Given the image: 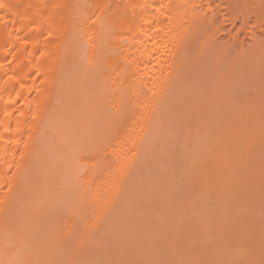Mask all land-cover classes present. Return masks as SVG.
<instances>
[{
  "label": "bare ground",
  "instance_id": "bare-ground-1",
  "mask_svg": "<svg viewBox=\"0 0 264 264\" xmlns=\"http://www.w3.org/2000/svg\"><path fill=\"white\" fill-rule=\"evenodd\" d=\"M229 124L263 159L264 0H0V264L129 244L181 138Z\"/></svg>",
  "mask_w": 264,
  "mask_h": 264
},
{
  "label": "rangeland",
  "instance_id": "rangeland-1",
  "mask_svg": "<svg viewBox=\"0 0 264 264\" xmlns=\"http://www.w3.org/2000/svg\"><path fill=\"white\" fill-rule=\"evenodd\" d=\"M109 108L110 107H107L106 109L109 114L111 112L116 114L112 108L109 111ZM234 116L235 114L232 115V117ZM117 120L119 119L117 118ZM113 121H115L114 123L116 124H114V126H116V131L112 125L106 127L108 130L110 128V131H108L110 133L107 134L106 131V134L109 137L111 136L108 139L109 142L117 134V131H121L117 129L119 126L123 129V124H121L120 121V124L116 119ZM110 124L113 123L111 122ZM217 128L219 130L212 139L205 140L201 138L200 135L196 133V129L194 130L195 133L187 134L181 138L177 152H175V155H173L172 152L171 154L173 156L171 155V157L167 159L169 160L167 164L171 168L169 169L171 171L169 172L170 176L167 178L168 180L164 178H162L163 180L160 179L163 177V174H161L160 178H156L157 176L155 175L160 173L158 169L156 170L159 171V173L154 170L152 171V173L156 172L153 173L156 180H151V185H154L155 181L159 179L157 183L161 185H152L153 187L149 185L147 189L151 188L152 192V194L151 192L149 193V196H151L150 201H148V203L143 202V207L140 205V207L138 206L140 208L139 212H137L138 209L136 207V212L135 209H133L134 213L130 215V217L132 216L131 219L136 220L137 216L139 217H137V219L141 218V220H139L140 222L136 220L139 223L138 227L135 225L134 228L133 225V231L137 234L133 236L135 237L134 239H136L135 241L131 238L128 242L131 244L133 241L132 246L126 243L127 245L124 244L125 246L123 245V248L121 244H119L120 246L118 243V246H116V243L112 244L114 242H112L111 239L106 241H109L108 243H106L104 239H102V241L100 239L99 241H104L108 246L104 245V242H100V244L99 241H97V243L95 241V243L89 246L85 244V255L87 256L89 255L88 253L92 252V254L89 255L90 257L87 256L88 258H86L84 254L79 256L80 251L78 252V250H76L77 253H74L75 255L78 254V256H75L78 260L74 261L73 259L75 258L74 255H72L73 259L72 256H69L71 259L70 262H79L77 264H264V174L257 170H261L258 165L262 162L264 163V155L262 159L259 157L260 154L255 153V150L251 147H247L240 151V149L238 150L237 147L234 146L237 137L236 126L229 124L218 126ZM102 130L103 129H101V131ZM99 134L96 135L97 137H92H95V140L99 142L97 144L93 139L97 146L93 144L92 138H89L88 141L91 139L90 143L85 141L86 144L81 148H84L85 145H89V149L92 144V149L89 151L92 150L91 152H97L98 150L100 151V149L101 151L105 149L107 151L103 152V156H106V152L109 151V145L108 142H106L107 139L104 142L105 139H103V137L105 134L101 135L103 133L100 132ZM107 135H105V138ZM82 144V142L78 144V150L77 148L75 149L78 152L76 158L79 159V155H86V157L84 156L82 159L86 158L85 160L92 162L93 160L91 158L95 156V153L93 152L91 154L87 152L88 155L83 150L81 151L83 154L79 153ZM260 147H262L264 151V143H262ZM85 149L87 150V147L84 148V150ZM95 149H97V151ZM100 152H97L98 154L96 153V155H102V152ZM111 154L112 152H109L107 155L109 157L107 159L105 158L107 161L111 159ZM103 156L102 159L104 158ZM105 159L101 160V165L103 162H106ZM97 161L100 162L99 159H97ZM93 162H96V160ZM89 164L90 163L83 164L84 168L85 166L86 168L90 167ZM99 166L98 164L97 167ZM152 169L153 168H151L150 171ZM84 171L82 170L83 173ZM150 171L148 172L151 173ZM153 178L154 177H152V179ZM83 183L85 182L83 181ZM85 196H87L88 199L91 197L89 194H85L83 197ZM87 198L86 200H88ZM92 199L98 198L96 196ZM93 200L88 201L89 203L91 202L88 206L94 204L93 207L95 209L97 201L95 200V202ZM145 200H147V198H145ZM68 205L71 206L72 204L70 205V203H68ZM93 207H88L90 208L88 213L93 211L90 213L91 217L96 216L94 215ZM65 208L61 207L63 210ZM69 209L70 208L67 207L65 210L68 211ZM71 210L73 209L71 208ZM70 213L71 211L69 210L67 214L70 215ZM63 215L65 216V213ZM123 216L125 217V215ZM65 217L62 219V222L69 216L67 215V217ZM88 217H90V215ZM124 217L117 218L118 225L116 227L117 229L115 228L116 230H118V228H120V230L122 229L121 227L123 225L119 222L124 221ZM135 220L133 222H136ZM65 223L66 222L62 225L64 229ZM138 223L136 222V224ZM64 229L60 231V236L62 233L67 235ZM108 235L110 234L108 233L107 236ZM63 237H65V235ZM95 244L98 245V248ZM90 246L91 248L89 249ZM125 248L128 250L126 251ZM128 251H130V254ZM70 252L73 254V251L70 250L68 253ZM70 254H67V256ZM122 256H125V258L123 259ZM63 257L65 258L66 256ZM53 259H51L52 262L49 260V263L43 261L46 264H57V261L58 264L62 263V259L57 260L56 258L54 259L56 261ZM43 261L40 262L45 264Z\"/></svg>",
  "mask_w": 264,
  "mask_h": 264
}]
</instances>
